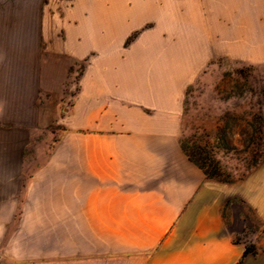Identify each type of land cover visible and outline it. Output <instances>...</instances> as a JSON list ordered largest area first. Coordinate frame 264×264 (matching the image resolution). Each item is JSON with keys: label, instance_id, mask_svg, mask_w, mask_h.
<instances>
[{"label": "crops", "instance_id": "1", "mask_svg": "<svg viewBox=\"0 0 264 264\" xmlns=\"http://www.w3.org/2000/svg\"><path fill=\"white\" fill-rule=\"evenodd\" d=\"M42 5L0 9V264H235V190L183 152L181 112L216 56L264 62V0Z\"/></svg>", "mask_w": 264, "mask_h": 264}, {"label": "rangeland", "instance_id": "2", "mask_svg": "<svg viewBox=\"0 0 264 264\" xmlns=\"http://www.w3.org/2000/svg\"><path fill=\"white\" fill-rule=\"evenodd\" d=\"M11 2L13 0H0V9L1 5ZM70 5L71 0H43L44 19L45 12H48L50 19L52 14ZM83 67V62H77L72 67L74 83ZM254 113L263 118L264 122V62L216 56L186 90L181 112L180 139L209 142L217 150L216 130L223 125L224 119L232 117L244 126L245 120L250 119ZM38 139L40 146L45 144L50 147V142H41V135ZM231 142L234 149L217 150L222 165L237 178L232 183L235 193L229 196L233 198L228 205L223 206L225 226L233 242L243 244L244 247L255 245L261 248L264 245V134L256 149L261 159L247 172L241 136L235 133ZM27 152L33 153V147H29ZM30 160L33 164V155ZM13 226L14 222H11L7 228L12 229Z\"/></svg>", "mask_w": 264, "mask_h": 264}, {"label": "trees", "instance_id": "3", "mask_svg": "<svg viewBox=\"0 0 264 264\" xmlns=\"http://www.w3.org/2000/svg\"><path fill=\"white\" fill-rule=\"evenodd\" d=\"M137 32L133 33L127 39V43L130 42ZM223 125L219 126L216 130V141L218 143L217 150L229 151L234 149V145L231 140L235 133L241 136L243 143V152L245 156L243 158L245 162V171H249L255 167L260 159L257 147L259 141L262 140L264 134V122L263 118L258 117L257 113H254L252 117L245 120L244 126L241 123H237L232 117H227L223 121ZM181 148L186 154L188 159L197 165L209 179H213L222 183H233L235 178L232 173L225 169L220 159L217 157V150L209 142L197 143L180 140ZM244 174H242L243 176ZM233 197H229L225 200L224 205H228ZM258 249L255 245L245 246L241 258L235 264H242L244 259L249 255H256Z\"/></svg>", "mask_w": 264, "mask_h": 264}, {"label": "built area", "instance_id": "4", "mask_svg": "<svg viewBox=\"0 0 264 264\" xmlns=\"http://www.w3.org/2000/svg\"><path fill=\"white\" fill-rule=\"evenodd\" d=\"M76 70V69H75ZM75 74H77V70L75 71Z\"/></svg>", "mask_w": 264, "mask_h": 264}]
</instances>
